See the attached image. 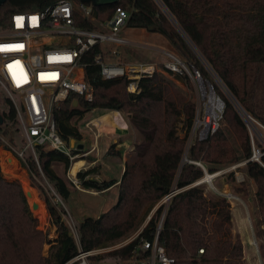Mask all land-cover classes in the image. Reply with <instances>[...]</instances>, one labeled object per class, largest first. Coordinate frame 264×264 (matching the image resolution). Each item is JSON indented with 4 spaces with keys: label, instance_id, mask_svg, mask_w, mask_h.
Returning a JSON list of instances; mask_svg holds the SVG:
<instances>
[{
    "label": "trees",
    "instance_id": "obj_1",
    "mask_svg": "<svg viewBox=\"0 0 264 264\" xmlns=\"http://www.w3.org/2000/svg\"><path fill=\"white\" fill-rule=\"evenodd\" d=\"M58 1L8 0L0 7V29L9 30L15 14L43 12ZM118 7L130 13L128 29L163 36L184 63L201 71L203 79L212 84L215 92L213 75L232 99L219 92L225 103L224 127L220 126L212 136L193 144L189 151L191 162H184L185 145L197 113L194 101L188 100L164 74L141 79V92L133 95L127 90V80H105L99 66L88 67V80L95 90L94 100L86 102L75 96L55 109L54 118L61 138L68 144L71 140L82 141L78 124L88 112L114 111L126 115L142 140L135 143L131 152L134 156L126 162L118 185L117 204L97 219L85 218L78 226L83 250L104 248L120 240L137 226L147 206L153 207L178 189L167 207L159 239L174 264H246L244 244L234 227L235 201L216 192L209 196L203 185H195L205 173L194 162L203 163L208 172L214 174L226 165L248 161L244 166L245 176L256 185L253 229L264 262V157L262 163L250 161L253 155L250 131L235 105L264 125V0H120L115 5L95 8V16L106 21ZM84 25L91 28L89 24H81ZM96 51L98 48L92 52L89 63L93 62ZM123 52L124 60L130 61ZM158 63L163 66V62ZM176 76L177 80L191 84L188 75ZM5 105L6 109L0 114V136L20 146L15 136L20 135L15 105L9 99ZM229 133L233 134L234 142ZM115 147L112 145L108 154L120 156ZM38 153L41 171L32 156L23 165L32 176L43 174L67 201L72 191L54 165L63 164L67 172L71 158L62 152L41 148ZM72 153L75 155L78 150L73 149ZM95 173L94 169L78 173L85 190L104 193L118 183L115 179L90 178ZM227 179L233 184V194L248 202V198L242 196L246 193L243 188L246 179L236 183L234 172L228 173ZM164 210L162 205L141 238L153 240ZM48 211L56 226L54 241L37 231L21 183L5 178L0 166V264H65L78 253L57 207L49 203ZM47 241L51 250L49 257L44 258L42 249ZM132 247L109 257L126 256Z\"/></svg>",
    "mask_w": 264,
    "mask_h": 264
},
{
    "label": "built area",
    "instance_id": "obj_2",
    "mask_svg": "<svg viewBox=\"0 0 264 264\" xmlns=\"http://www.w3.org/2000/svg\"><path fill=\"white\" fill-rule=\"evenodd\" d=\"M94 11L95 8L90 4L76 0H59L43 12L15 14L12 17L11 28L0 32V48L20 46L0 51V86L11 96H19L21 99V103L16 100L14 105L22 138L19 142L23 148L20 149L18 145L9 143L0 136L4 150L11 158L8 159V163L27 164L29 156L39 163L40 148L44 151L62 152L71 160L77 156L72 153L74 147L61 138L54 111L75 96L82 97L86 102L94 100L95 90L87 76V69L91 64L100 67L105 80H127V90L133 95L141 92L139 83L143 78L158 73L165 75L168 72L188 75L199 86L204 100V111L202 106L199 107L196 116L198 139L206 140L220 128L225 103L220 97H216L213 86L212 89L209 88V81L203 79L199 69L187 65L175 52L170 51H164L168 62L163 63V66L159 63L125 61L122 52L124 50L125 53L131 47V42L123 32L127 29L130 13L118 7L110 19L100 21ZM33 17H36L35 21L32 20ZM17 18H23L19 21V26ZM82 23L89 24L91 28L81 26ZM96 48L98 51L92 56L93 62L89 63L88 60ZM207 97L208 103L205 101ZM239 112L251 135L253 155L250 161L262 163L264 125L242 110ZM253 132L263 144V148L255 145ZM258 134L262 137L261 140ZM247 162L243 161L214 174H210L201 162L194 163L203 169L206 176L210 174L213 177L215 175L220 177L234 172L237 182L242 183L245 181V176L240 175L236 170L245 166ZM74 177L73 183L78 184L77 177ZM216 178L218 177L205 182L206 177H203L195 185L212 184ZM212 187L217 194L231 201L239 200V197L231 191L220 192L213 185ZM174 191L160 203V206H165V210L152 241L141 238L143 232H140L126 242L84 251L78 225L71 216L65 217L78 248V253L65 264H108L106 259L97 261L96 258L123 251L132 245L128 255L111 256L116 260L115 264H174V260L159 242L167 207L176 194ZM200 253H204V250H200Z\"/></svg>",
    "mask_w": 264,
    "mask_h": 264
},
{
    "label": "rangeland",
    "instance_id": "obj_3",
    "mask_svg": "<svg viewBox=\"0 0 264 264\" xmlns=\"http://www.w3.org/2000/svg\"><path fill=\"white\" fill-rule=\"evenodd\" d=\"M175 28L178 29V26L173 23ZM127 28L123 35L128 38L133 43L131 44V47L127 49L125 52L127 53V57L131 62L134 63H158L168 62L167 56H165L164 51H170L175 52L174 48L170 46V44L167 42V40L157 34V33H149L147 31L143 30H137L135 31H128ZM4 30L0 29V32H3ZM145 32V33H143ZM124 51V50H123ZM124 53V52H123ZM162 74V73H160ZM168 80H170L175 87L180 89L182 93L186 96L188 100H192L195 102L196 105V112H198L199 107L202 106V109L204 111V100L202 97V93L200 92L199 86L191 80V84H189L187 81L182 82L176 79V75L173 74H165L164 75ZM213 79L216 85V91L215 95L216 97H220L222 99V93L223 95H226L230 99L231 96L229 95V92L226 90L224 85L216 78L215 75H213ZM214 90V89H213ZM219 92H222L221 95ZM11 100L13 103H15L16 100H18L19 103H21V99L19 96L13 97L11 96L2 86H0V114L3 110L6 109L5 101ZM223 100V99H222ZM205 101L207 103L209 102V98H205ZM238 110L241 111L240 107L235 103ZM103 112V111H102ZM102 112H88L85 116V118L80 121L78 124V127L83 134V141H76L71 140V144L73 142L74 149L78 150L77 156L74 157L73 160H71V166L70 169L67 170L63 164L57 163L54 165L55 171L58 173L59 176L64 178L70 187V190L72 191L71 197L64 201L56 192V189L43 174H32L29 172L28 168H26L23 164H18L17 167L12 168L11 166L15 165V162L13 164L8 163V159H11L9 156V153L4 150V147L0 146V166L2 170V174L10 181H19L22 185L24 194L27 199V203L30 209V213L35 223V228L37 231L43 233V235L51 241H54L57 237L56 233V226L53 224L52 218L48 211V204H52L55 207H57L60 214L63 216V219L65 220V217L71 216L72 219L75 221L76 225H80L83 220L87 217H91L93 219H97L101 217L104 213H106L108 210L112 208V206L116 205L119 200V184L120 180L124 174V169L126 168V162L134 156V154L131 152L134 149L135 143H138L142 140V136L139 134V132L134 129L132 126L130 127V122L128 124V118L123 112H119V116L117 115V112L112 113L108 112V115L113 122V124H118L119 127H112L111 125H106L104 128H100L98 124V115ZM197 116V113H196ZM201 116H203V112H201ZM243 118V116H242ZM91 122L94 126H89V123ZM222 127H224V123L221 121ZM128 124V126H127ZM98 127V129L96 127ZM177 126H179L177 124ZM126 128L124 130H121V128ZM117 128V129H113ZM120 128V129H119ZM196 119L193 126V129L190 133V136L187 140V143L185 145V153L183 157L184 162H191L189 160V151L193 144H195L198 139V129L196 130ZM257 133V132H256ZM181 134V133H180ZM255 137V145L260 146L263 148V144L257 139L255 132H253ZM98 135V137H96ZM232 142H234V136L233 134H230ZM16 138L20 141L22 140L20 135H15ZM181 136H184L181 134ZM258 137L261 140V136L258 134ZM8 139V138H6ZM123 140L125 142L121 143ZM127 140V141H126ZM20 144V143H19ZM112 145L116 146V150L120 152V156H114L109 155L108 151L112 147ZM82 146V147H81ZM20 149L23 148V145L20 144ZM95 147V148H94ZM90 150V151H89ZM89 151V152H88ZM88 152V153H87ZM86 159L85 161H83ZM76 163H86L83 167L81 172H86L88 170H96L95 175L90 176V178L95 180H101L99 179V174L102 175V177L106 178L109 177L111 173H105L108 170V167L115 168L116 175V181L118 183L111 188L109 191L106 192H95L93 190H85L78 179V172L74 173L73 168L75 167ZM242 163V162H241ZM203 164V163H202ZM239 164V163H238ZM38 170L41 171V162L36 163ZM236 164H230L222 167L221 169L232 167ZM104 168V169H103ZM10 169V170H9ZM12 169V170H11ZM9 172H8V171ZM113 170V169H112ZM123 170V172H122ZM245 169L244 166L238 168L236 170L237 173L240 175L245 176ZM122 174V175H121ZM230 174V173H229ZM100 175V176H101ZM76 176L78 184L73 183L72 179H74ZM228 174H224L218 178H216L212 184L205 183L203 186L206 188V193L210 196L212 194L211 192H215L212 185L219 190L220 192H223L225 190L231 191L233 193L232 186L233 184L228 183L227 179ZM206 175H204V178ZM247 176H245V179ZM236 183L237 180H236ZM244 189H246V193H243V198H248V202L244 201L242 198L239 197V200H236L233 204L235 207L234 211V227L235 229L240 230V236L244 244L245 248V258H246V264H262L261 259L259 257V246L257 241L254 242V234L251 231L252 223H250V219H256V209H255V200L254 195L256 191V185L253 183V181L250 178L246 179V183L243 186ZM31 192L32 196L30 198L27 197V193ZM241 196V197H242ZM39 203L38 210H33L32 206L33 203ZM160 203H157L153 207L147 206L145 210L141 214V218L137 224L136 227H134L132 230H130L123 238H121L118 241H115L113 243H110L108 246L120 244L123 242L128 241L129 239L133 238L140 232H144L146 226L150 223L151 219L154 217V215L159 210ZM247 203V204H246ZM247 209V210H246ZM249 212V214H247ZM237 226V227H236ZM238 230V232H239ZM236 232V233H238ZM142 234V233H141ZM141 236V235H140ZM256 243V244H255ZM51 250V245H49L48 241L43 244L42 249V256L44 258H48ZM103 259H106V262L108 264H115L116 260L112 257H109V255H104L102 257Z\"/></svg>",
    "mask_w": 264,
    "mask_h": 264
},
{
    "label": "water",
    "instance_id": "obj_4",
    "mask_svg": "<svg viewBox=\"0 0 264 264\" xmlns=\"http://www.w3.org/2000/svg\"><path fill=\"white\" fill-rule=\"evenodd\" d=\"M8 0H0V7L5 4ZM81 3H85V4H90L92 5L94 8H101V7H105V6H110V5H115L117 4L120 0H78ZM209 84V88L212 89V85L210 82H208ZM78 106V102L76 101L74 103V107L76 108ZM176 194L179 192L178 189L175 190ZM174 191V192H175ZM175 194V195H176ZM32 193L28 192L27 193V197H31ZM39 208V203L35 202L33 203L32 209L33 210H38Z\"/></svg>",
    "mask_w": 264,
    "mask_h": 264
},
{
    "label": "crops",
    "instance_id": "obj_5",
    "mask_svg": "<svg viewBox=\"0 0 264 264\" xmlns=\"http://www.w3.org/2000/svg\"><path fill=\"white\" fill-rule=\"evenodd\" d=\"M137 30H139V29H129L128 31H137ZM143 31H145V30H143ZM143 33H145V32H143ZM129 40V39H128ZM130 41V40H129ZM131 42V44L133 43L132 41H130ZM129 49V48H128ZM107 112V111H106ZM109 112H112V113H115L114 111H109ZM117 115L119 116V112L117 113ZM128 124H129V121H128ZM128 124H127V126H128ZM106 125H111L112 127H119V125L118 124H111V123H109V124H107L106 123ZM130 125V124H129ZM89 126H94V125H92L91 124V122L89 123ZM96 127V126H95ZM130 127H131V125H130ZM97 129H98V127H96ZM127 128V127H126ZM125 127L124 128H121V130H124V129H126ZM113 129H117V128H113ZM120 129V128H119ZM83 135V134H82ZM83 141V140H82ZM122 141V140H121ZM127 141V140H126ZM123 142H125V140H123L121 143H123ZM70 145L71 146H73V142H72V144H71V142H70ZM82 147V146H81ZM95 148V147H94ZM90 151V150H89ZM88 151V152H89ZM87 152V153H88ZM86 159H84L83 161H85ZM83 169V168H82ZM82 169L79 171V172H81L82 171ZM104 169V168H103ZM113 169V170H112ZM115 168H113V166L111 167V168H109L108 167V170L105 172V173H111L110 175H109V177H106V178H104V177H102V175L101 174H99V179H101V180H113V179H116V175H114V173H115ZM78 172V173H79ZM122 172H123V170H122ZM101 175V176H100ZM122 175V174H121ZM254 183V182H253ZM255 184V183H254ZM256 192V191H255ZM254 199V198H253ZM247 210V209H246ZM234 211H235V207H233V214H234ZM247 214H249V212L247 213ZM233 217H234V215H233ZM233 220H234V218H233ZM251 221H252V219H250V223H251ZM235 223V222H234ZM237 227V226H236ZM239 230V229H238ZM238 230L237 229H235V232H238ZM251 231H252V233L254 234V229H253V223H252V228H251ZM238 233H240V230H239V232ZM255 241H257L256 240V238H255V236H254V242ZM259 253V257H260V259H261V256H260V252H258ZM261 262H262V264H264V262L262 261V259H261Z\"/></svg>",
    "mask_w": 264,
    "mask_h": 264
},
{
    "label": "bare ground",
    "instance_id": "obj_6",
    "mask_svg": "<svg viewBox=\"0 0 264 264\" xmlns=\"http://www.w3.org/2000/svg\"><path fill=\"white\" fill-rule=\"evenodd\" d=\"M211 101L213 102L214 101V98L213 99H211ZM108 112L109 111H104V112H102V113H100L99 115H98V124H99V127L102 129V128H104V127H106V123L107 124H109V123H111V124H113V122L111 121V119H110V117H109V115H108ZM11 164H13L14 162H10ZM85 164L86 163H76L75 164V167L73 168V171H74V173H77V172H79L84 166H85ZM17 167L18 165H17V163L15 162V165L14 166H11L12 168H14V167ZM15 167V168H16ZM10 170V169H9ZM12 170V169H11ZM8 171V170H7ZM9 172V171H8ZM215 177H219V175H215ZM215 177H213V176H210V174H207V176H206V179H205V182H210L211 180H212V178H215ZM30 198V197H29Z\"/></svg>",
    "mask_w": 264,
    "mask_h": 264
},
{
    "label": "snow or ice",
    "instance_id": "obj_7",
    "mask_svg": "<svg viewBox=\"0 0 264 264\" xmlns=\"http://www.w3.org/2000/svg\"><path fill=\"white\" fill-rule=\"evenodd\" d=\"M22 19L23 18H17V20H18V26H19V21L22 20ZM32 20L35 21L36 20V17H33ZM10 47H20V46L17 45V46H10ZM10 47L0 48V51L10 50ZM9 67L11 68L12 66L10 65ZM25 82H26V80H25ZM17 83L19 84V81Z\"/></svg>",
    "mask_w": 264,
    "mask_h": 264
}]
</instances>
